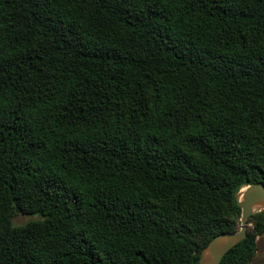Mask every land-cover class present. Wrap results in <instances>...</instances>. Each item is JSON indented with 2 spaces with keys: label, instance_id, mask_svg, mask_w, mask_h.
Masks as SVG:
<instances>
[{
  "label": "trees",
  "instance_id": "obj_1",
  "mask_svg": "<svg viewBox=\"0 0 264 264\" xmlns=\"http://www.w3.org/2000/svg\"><path fill=\"white\" fill-rule=\"evenodd\" d=\"M257 183L264 0H0V264H198Z\"/></svg>",
  "mask_w": 264,
  "mask_h": 264
},
{
  "label": "water",
  "instance_id": "obj_2",
  "mask_svg": "<svg viewBox=\"0 0 264 264\" xmlns=\"http://www.w3.org/2000/svg\"><path fill=\"white\" fill-rule=\"evenodd\" d=\"M236 203L240 208L239 229L213 237L202 248L198 264H220L224 255L247 237V219L264 209V184H251L241 188L236 196Z\"/></svg>",
  "mask_w": 264,
  "mask_h": 264
},
{
  "label": "rangeland",
  "instance_id": "obj_3",
  "mask_svg": "<svg viewBox=\"0 0 264 264\" xmlns=\"http://www.w3.org/2000/svg\"><path fill=\"white\" fill-rule=\"evenodd\" d=\"M39 218L38 215H32V216H28V215H17L14 219V222L15 224L17 225H20V224H23L29 220H32V219H37ZM254 264H264V240L261 242L260 244V250H259V253H258V257L256 259V263Z\"/></svg>",
  "mask_w": 264,
  "mask_h": 264
}]
</instances>
